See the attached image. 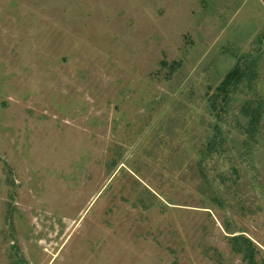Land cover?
I'll use <instances>...</instances> for the list:
<instances>
[{
    "label": "rangeland",
    "instance_id": "rangeland-1",
    "mask_svg": "<svg viewBox=\"0 0 264 264\" xmlns=\"http://www.w3.org/2000/svg\"><path fill=\"white\" fill-rule=\"evenodd\" d=\"M239 235L264 264V0H0V264H242Z\"/></svg>",
    "mask_w": 264,
    "mask_h": 264
},
{
    "label": "trees",
    "instance_id": "trees-1",
    "mask_svg": "<svg viewBox=\"0 0 264 264\" xmlns=\"http://www.w3.org/2000/svg\"><path fill=\"white\" fill-rule=\"evenodd\" d=\"M230 77H239L238 70L233 71ZM229 240L233 244V252L241 257L242 264H257V249L252 241L242 235L230 237Z\"/></svg>",
    "mask_w": 264,
    "mask_h": 264
}]
</instances>
